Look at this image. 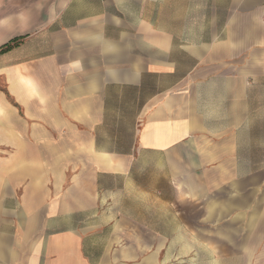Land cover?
<instances>
[{"label": "crops", "instance_id": "1", "mask_svg": "<svg viewBox=\"0 0 264 264\" xmlns=\"http://www.w3.org/2000/svg\"><path fill=\"white\" fill-rule=\"evenodd\" d=\"M15 38L0 264H264V0H0Z\"/></svg>", "mask_w": 264, "mask_h": 264}, {"label": "trees", "instance_id": "2", "mask_svg": "<svg viewBox=\"0 0 264 264\" xmlns=\"http://www.w3.org/2000/svg\"><path fill=\"white\" fill-rule=\"evenodd\" d=\"M22 40H23V38H15V39L9 41L8 43L2 45L0 47V54H4V53L8 52L9 50L13 49L14 47L18 46Z\"/></svg>", "mask_w": 264, "mask_h": 264}, {"label": "rangeland", "instance_id": "3", "mask_svg": "<svg viewBox=\"0 0 264 264\" xmlns=\"http://www.w3.org/2000/svg\"><path fill=\"white\" fill-rule=\"evenodd\" d=\"M130 204H135V201H129Z\"/></svg>", "mask_w": 264, "mask_h": 264}]
</instances>
